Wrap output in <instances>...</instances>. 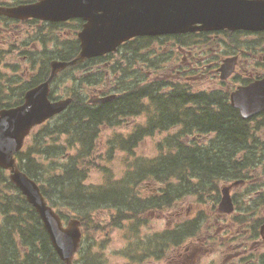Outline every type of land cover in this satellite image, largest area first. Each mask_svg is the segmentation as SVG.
Returning a JSON list of instances; mask_svg holds the SVG:
<instances>
[{
  "label": "trees",
  "instance_id": "1",
  "mask_svg": "<svg viewBox=\"0 0 264 264\" xmlns=\"http://www.w3.org/2000/svg\"><path fill=\"white\" fill-rule=\"evenodd\" d=\"M77 22V26L71 30L75 38L67 42L70 46L68 50L54 52L52 59L70 61L78 53L79 46L75 33L80 30L81 21ZM152 40L149 37H142L127 44L136 45L144 42L148 44ZM48 76L49 72L44 78L39 77V80L44 81ZM147 88L149 91L146 89L119 91L114 100L95 106L80 100L72 102L64 113L42 125L40 130L45 135H51L53 132L58 137L61 134L68 135L72 144L76 143L82 147L78 156L91 160L97 149L99 129L103 126L116 125L120 118L140 115L144 110L142 101L145 99L149 108L152 106L154 109V114L150 116L143 131L145 135L155 130L167 131L178 127L180 134L185 138L197 136L200 140L208 134H211L212 138L203 144L188 145L184 140L179 141L177 137L171 136L173 138H170L175 140V145L167 154H160L142 162L137 160L132 171L123 176L124 181L119 183L120 185L108 184L101 187L83 185L86 163H81V167L74 163L61 164L59 156L65 153L63 147L61 154L54 156L55 161L50 159L47 167L33 158V153L51 157V149L58 148L55 144L47 145L42 142L39 150L22 149L15 155L19 169L36 181L45 200L55 212L64 220L69 219L65 213L74 214L72 217L79 220L82 239L77 254L83 252V256L80 255L81 261L77 264H102L86 256L82 249V242H90L89 235H86V226L89 229L95 227L93 217L101 208L113 212L108 225L114 221L116 226H120L126 217L124 214L132 216L134 220L144 210L173 207L176 201L186 195L198 196L202 191H216L218 189L215 186L216 182L226 180V177H230L232 181L244 179L245 182L241 173L244 172L242 168L246 165L247 159L237 157V152L239 147L252 140L253 128L251 124L249 125L250 121L241 120L237 112L230 108L224 91L172 93L151 91V86ZM24 92L19 91L20 96L16 95L17 99H21ZM53 92H50L49 97L56 100ZM16 104L17 100L14 104L4 103L0 109ZM50 127L54 129L50 131ZM141 130L133 136L123 137L125 141H120L118 146L124 151H130L136 145L135 138ZM116 142L109 141L105 145L106 147L115 145ZM76 156L77 154L74 155ZM77 160L79 158L73 162ZM5 174L7 173L0 169V264H63L52 249L36 212L26 203ZM149 180L159 186L152 195L143 198L136 188L144 183L143 181ZM263 186L264 184H258L259 188L256 187L254 196H249L248 199L253 201L251 208L259 209L264 206ZM4 191H13L17 196L13 198ZM233 202L239 203L236 197H233ZM258 222L259 219H256L254 223ZM195 228L191 222L182 237L178 238V235H175V238H167L168 243L165 242V246H176L177 243H181V239L193 235ZM15 233L19 236V241L13 239Z\"/></svg>",
  "mask_w": 264,
  "mask_h": 264
},
{
  "label": "rangeland",
  "instance_id": "2",
  "mask_svg": "<svg viewBox=\"0 0 264 264\" xmlns=\"http://www.w3.org/2000/svg\"><path fill=\"white\" fill-rule=\"evenodd\" d=\"M70 28L63 27L60 29L62 35L58 38L52 37L54 33L50 35V32H55L54 30H42L41 32H45L46 43L34 36L38 31V28H35L32 31L30 41H28V36H23V40L12 42L8 39L0 44V87L3 89V91H0V106L4 103H13L16 100L15 98H17L16 95L20 96L19 91H10L11 85L17 86L20 81H26L23 78L26 76V69L31 64L27 60L21 59V53L31 51L32 61H36L37 59L39 60L41 51L47 45V52L41 55L44 63L48 64L50 61L57 60L52 59V54L54 52H63L68 40L74 37V32L69 31ZM22 41H28V44L23 46ZM245 42H247V37L239 40L241 44ZM172 43L170 39H163L152 40L148 44L145 42L136 45L127 44L116 53L111 54L110 58L106 60V62L110 63V68H104V71L107 70L109 72L110 81H112L114 75L117 76L111 86L116 87L119 91L128 89L133 84L138 87V90L143 88V91L145 89L147 91L146 87L151 86L152 91L156 89V91L172 93L177 91H189L190 93L205 91L213 93L214 91H209L208 86L202 79H198V76L189 78L193 75L186 73V76L183 77L184 79L177 77L174 69L175 66H181L179 63L180 56L177 55ZM245 45L237 46L245 47ZM230 48H225V50L229 51ZM16 65H19L18 69L13 70L11 66L15 67ZM101 65L102 63L97 65V68H100ZM57 73L51 77L50 82V87L53 83V97L58 99L70 98V105L78 100L88 103L96 98L93 94L95 91L87 90L89 81L99 78V83L102 82V86H105V78L103 76L100 78L91 70H88L84 75L73 70H66L58 75ZM16 76L22 78H16ZM50 76L46 79H49ZM13 79L18 82L15 84ZM83 81L85 82L82 83ZM86 81L87 86L84 87ZM96 92L99 93L98 91ZM101 92L102 94L105 93L102 97L110 96L114 93L113 91ZM142 105H144V110L140 115L120 118L116 121V125L103 126L99 129V140L96 142L97 149L92 154L91 160L78 156L82 147L76 143L72 144L73 142L68 135L61 134L58 137L54 132L51 135H45L40 130V127L30 133L23 149L32 148L39 150L42 147V142L47 145L55 144L58 148L51 149V157L33 153V158L47 167L50 159L55 161L54 156L61 154V147H63L65 153L59 156L61 164L69 165L74 163L81 167V163H86V175L82 178L83 185L101 187L108 184L120 185L119 183L124 181L123 176L132 171L137 160L142 162V160L153 159L160 154H167L175 145V140L171 139L173 137H177L179 141L184 140L188 145L203 144L212 138L204 137L200 140H198L197 136H192L191 139L185 138L180 134V128L178 127L170 128L167 131L155 130L151 134L145 135L143 131L150 116H153L154 109L152 106L149 108L145 99L142 101ZM251 127L254 129L252 140L239 147L237 152V157L241 156L247 159L246 165L242 168L244 172L241 173V176L245 178V182L244 179L232 181L230 177H226V180L216 182L215 186L218 188L216 191H202L201 195L198 196L186 195L176 201L173 207L144 210L134 220L132 216L124 214L126 217L123 222L121 221L120 226H116L114 221L111 225H108L113 212L107 208H101L93 217L95 227L89 229L86 226L85 231L86 235H89L88 239L90 242H82V249H84L85 255L102 264H154L158 260L167 259L170 256V251L175 247V245L165 246V242L168 243L167 238H175V235L182 237L189 229L191 222H193L196 227L195 232L187 237L191 240L183 241L181 239L180 241L181 247H189V251H195L194 259L197 257V261L192 262V264H224L222 261L223 257L216 255V250L213 251L211 248H222V237H226L227 233L235 231V229L225 231V228L228 227L227 224L231 223V219L236 226L239 225V221L235 220V217L238 216L236 212L241 213L239 216L241 218L240 224L244 229L251 226L256 219L261 217L262 208H251V203L243 204V202L247 201L249 196H254L258 184H264V115L257 117L251 123ZM53 129L54 127H50V131ZM139 130H141V133L135 138L136 145L130 151H124L118 146L120 141H125L124 138L129 135H135ZM109 141L117 142L115 145L106 147L105 143ZM76 154L77 156L74 157ZM78 158L79 160L73 162V160ZM143 182L136 188L143 198L152 195L156 187L159 186L151 180ZM232 183L236 185L230 191V198L236 197L239 203L235 204L237 205L235 206L236 212L232 211L227 215H231L233 212L236 215L233 214L220 219L217 207L221 199V190L224 187H231ZM4 192L13 198L17 196L13 191ZM213 197H215V200H213ZM65 215H68L69 219H76L72 217L74 214L65 213ZM128 217L130 219H127ZM130 220L133 221L131 222ZM263 220L264 217L262 218ZM134 222L136 223L134 224ZM13 239L19 241L17 233L14 234ZM258 241L262 240L259 239ZM257 247L264 251V247L261 245ZM82 253L75 255L73 264L81 261ZM211 253L212 255H209ZM156 264H165V262H157Z\"/></svg>",
  "mask_w": 264,
  "mask_h": 264
},
{
  "label": "water",
  "instance_id": "3",
  "mask_svg": "<svg viewBox=\"0 0 264 264\" xmlns=\"http://www.w3.org/2000/svg\"><path fill=\"white\" fill-rule=\"evenodd\" d=\"M6 16L36 18L49 22L71 19L83 21L77 33L79 53L69 62L53 61L51 76L26 91L23 102L0 110V169L35 210L51 246L63 264H72L81 241L80 223L70 219L65 226L60 216L47 205L37 183L19 170L15 154L30 132L60 115L71 99H49L51 77L66 66L86 59L114 53L137 37H161L219 30H264V0H37L16 8H0ZM227 62L221 68L224 79L230 71ZM116 98L111 95L92 103L101 104ZM230 106L247 120L264 111V91H233ZM236 185V184H235ZM229 187L221 190L218 212L229 214L233 205Z\"/></svg>",
  "mask_w": 264,
  "mask_h": 264
},
{
  "label": "flooded vegetation",
  "instance_id": "4",
  "mask_svg": "<svg viewBox=\"0 0 264 264\" xmlns=\"http://www.w3.org/2000/svg\"><path fill=\"white\" fill-rule=\"evenodd\" d=\"M36 2L37 0H0V8H16L34 4ZM77 21V19L68 20L65 22H49L35 18L18 19L6 16V14L0 12V44L6 42L8 39H10L12 42L23 40V36H28V41H30L32 31L35 30V28H38V31L34 36L46 43L44 37L45 32H41L42 30L46 31L47 29H52L55 32H50V35L54 33V36L52 37L58 38L62 35L60 29H62L63 27H71L69 30L71 31L73 30L74 26H77ZM82 25L83 23H80V29ZM243 37H247V42L241 44L239 43V40ZM149 38L153 40H172V46L175 47L174 49L177 51V55L180 56L179 63L181 66H175L174 69L177 77L179 79H184L183 77L186 76V73H191L193 75L189 78L198 76V79H202L203 82L208 86L209 91H224V93L227 94L228 104L230 94L233 91H264V30L230 31L224 29L212 32H196L189 34L167 35ZM28 41H22L21 43L23 46H26L28 44ZM69 41L70 40H68V42ZM126 45L127 43L123 44L119 47V49ZM237 45H245V47H239ZM68 47L70 46L65 45L63 52L67 51ZM228 47L231 48L229 51H226L225 48ZM44 48L45 49H43L40 53L39 60L36 58V61H32L33 57L31 55V51L21 53V59L27 60L31 64V66L26 69L27 73L23 78L26 79V81H20V84L17 86L11 85V87L9 88L10 91H27L43 82V80H39V77L44 78L47 72H49V75L51 74L49 64L50 62L46 64L44 63L43 58H41V55L47 52V45ZM78 53H76L74 58L78 55ZM111 54L86 59L83 62L73 66H66L60 72L73 70L76 73L84 75L88 70H91L100 78H102L101 76L105 78L104 87L102 86V82L99 83V78L88 82L89 86L87 90L95 91V93H93L94 96H96L95 100L103 98L102 96H104L105 93L102 94L101 91H113L114 93L117 91V93L115 94L118 96L119 90L116 87L111 86L112 83L117 79V76L114 75L112 81H110L109 72L107 70L104 71V68H110V63L106 62V60L110 58L109 56H111ZM226 62V69L230 71V74H228L223 79L221 77V68ZM101 63V67L97 68V65H100ZM18 66L19 65H16V68L11 66V68L13 70H17ZM84 71L86 72L83 73ZM60 72H58L57 75ZM16 78L22 77L16 76ZM13 81L15 82V84L18 82L16 81V79H13ZM84 82L85 81H83L82 83ZM86 86L87 81L84 87ZM52 87L53 83L51 84L50 91H53ZM0 91H3L2 87H0ZM96 91H98L99 93H97ZM122 91H143V88L138 90L137 86L131 84L128 89H122ZM147 91H149L148 88ZM153 91H156V89H153ZM17 98L15 99L21 102L23 97H21V99ZM87 104L93 106L100 105L90 102H88ZM233 110L236 111L239 116L238 110ZM261 115H264V111L249 118V124H251L256 120L257 117ZM231 188L232 187H230V190ZM249 203H253L252 199H248L247 201L243 202V204ZM233 204L234 212H236L235 206L237 205H235L234 202ZM263 208L264 206L262 207L259 222L253 223L251 226L245 229L242 228V225L240 224L241 218L239 216L241 215V213L236 212L238 216L235 217V220L239 221L238 226H236L235 222L232 219L231 223L227 224L228 227L225 228V231L228 229H235V231L232 233H227L225 235L226 237H222V248H211L213 251L216 250V255H221L223 257L222 261L224 262V264H264V251H262L260 247H257L260 245L264 247V220L262 221V218L264 217ZM231 215L218 212V217L220 219H224ZM187 239L191 240L190 238H185L183 241ZM259 239H261L262 241H258ZM209 255H212V253ZM194 256L195 251H189V247H181V244L177 243V245L170 251V256L167 259L158 260L154 264H156L157 262H165V264H192V262L197 261V257L194 259Z\"/></svg>",
  "mask_w": 264,
  "mask_h": 264
},
{
  "label": "bare ground",
  "instance_id": "5",
  "mask_svg": "<svg viewBox=\"0 0 264 264\" xmlns=\"http://www.w3.org/2000/svg\"><path fill=\"white\" fill-rule=\"evenodd\" d=\"M217 140V139H216ZM215 146V145H214Z\"/></svg>",
  "mask_w": 264,
  "mask_h": 264
}]
</instances>
